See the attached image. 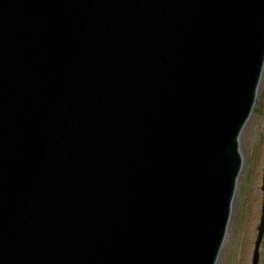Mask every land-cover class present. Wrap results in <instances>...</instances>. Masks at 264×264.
<instances>
[{
  "label": "water",
  "instance_id": "water-1",
  "mask_svg": "<svg viewBox=\"0 0 264 264\" xmlns=\"http://www.w3.org/2000/svg\"><path fill=\"white\" fill-rule=\"evenodd\" d=\"M263 65L264 0H0V264H216Z\"/></svg>",
  "mask_w": 264,
  "mask_h": 264
},
{
  "label": "rangeland",
  "instance_id": "rangeland-1",
  "mask_svg": "<svg viewBox=\"0 0 264 264\" xmlns=\"http://www.w3.org/2000/svg\"><path fill=\"white\" fill-rule=\"evenodd\" d=\"M263 140L264 66L255 105L241 136L239 153L242 167L235 188L230 219L216 264H251L256 235L255 225L259 212L261 167L263 166L257 170L255 163ZM244 203L245 220L242 217Z\"/></svg>",
  "mask_w": 264,
  "mask_h": 264
},
{
  "label": "flooded vegetation",
  "instance_id": "flooded-vegetation-1",
  "mask_svg": "<svg viewBox=\"0 0 264 264\" xmlns=\"http://www.w3.org/2000/svg\"><path fill=\"white\" fill-rule=\"evenodd\" d=\"M263 178H264V164L261 167V178H260V188H259V212H258V217H257V224L261 221V217L263 216V206H264V192L262 190ZM242 217L245 220V203L242 209ZM257 224L255 225V229L257 227ZM257 264H264V225H263V231L261 233L260 242H259Z\"/></svg>",
  "mask_w": 264,
  "mask_h": 264
},
{
  "label": "bare ground",
  "instance_id": "bare-ground-1",
  "mask_svg": "<svg viewBox=\"0 0 264 264\" xmlns=\"http://www.w3.org/2000/svg\"><path fill=\"white\" fill-rule=\"evenodd\" d=\"M243 131H244V129H243ZM243 131H242V133H243ZM242 133H241V135H240V137H239V147H240V142H241V136H242ZM264 140L262 141V143H261V146H260V149H259V152H258V155H257V157H256V163H255V167L257 168V170H258V168L260 167V166H262L264 163ZM256 183V182H255ZM254 202H256V200H254Z\"/></svg>",
  "mask_w": 264,
  "mask_h": 264
}]
</instances>
